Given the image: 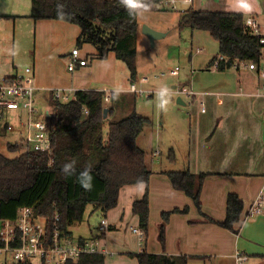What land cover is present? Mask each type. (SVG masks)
<instances>
[{"label":"crops","instance_id":"obj_1","mask_svg":"<svg viewBox=\"0 0 264 264\" xmlns=\"http://www.w3.org/2000/svg\"><path fill=\"white\" fill-rule=\"evenodd\" d=\"M179 1L178 6L181 7L175 11L181 12L180 18L189 8L196 11H229L241 13L245 19L253 17L264 26V0H248L252 5L250 13L241 9L239 0H192V3ZM0 6L7 9H0L1 16L8 14L11 12L9 6H12V0H0ZM51 21L60 25L68 23ZM157 30L164 32L159 28ZM183 30L181 32L187 33ZM1 32L0 24V84L5 79L14 77L18 72L12 74L8 70L9 67L5 66L7 59ZM67 32L70 33L69 30ZM76 34H79V31ZM167 34L165 32L164 37L161 38L166 39ZM198 36L200 37L196 34V37ZM194 37L193 32L191 38ZM144 38L147 36L139 33L136 43H142ZM169 47H171V50L170 48L168 50L169 56H174L172 51L178 49L180 51V46ZM67 50L66 55L62 57L64 60L58 63H52L50 58L48 62L45 59H34L32 63L34 84L37 87L35 96L38 101L43 102L52 97L51 91L55 88H65L75 92L112 90L111 93L120 89L124 93H131L129 89H117V86L114 89L107 87L106 84H112V81L109 82V76L113 74V70L105 74L101 81L94 75L95 71L92 76L89 61L86 66L70 72L68 62L72 51ZM196 51L192 50L189 57L192 79L189 77L184 79L181 75L173 76L176 77L177 83L166 87L169 92L165 98L167 104L163 107V119L170 115L171 109L175 107L174 104L182 107V109L176 108L177 112L189 111L190 133L188 132L186 137V152L184 154L180 149L182 154L179 155L174 151V161L162 158V154L157 150L153 151L151 157L146 152L149 158L147 163H150L151 159L153 171L149 180L151 205L149 231L143 248L139 246L137 235L131 232L132 228L136 227L135 224L139 223V219L136 215L133 219L130 218L133 204L143 197L144 190L141 186H124L120 192L118 206L106 214L101 212V220L108 218L110 221L111 231L107 236V242L110 249L116 253L114 256L106 257V264H139L136 254L143 251L196 257L188 264H237L236 256L240 253L247 255L255 264H264V213L249 221L244 219V214L250 205L260 194H264V93L259 78L254 73L235 72L230 69L214 73L213 70L216 69H211L210 66L217 55L203 54L204 49L199 47ZM107 56L118 60L114 52H109ZM138 64L140 62L137 61V66ZM208 68L212 73L206 72L210 71ZM140 70L139 65L137 76L133 80H137L141 74ZM142 76L138 80L142 84L148 83L149 78ZM114 84L118 85L116 82ZM183 88L192 90L195 94L189 96L175 93L176 90ZM146 90H153L158 95L161 89ZM198 97H201L200 101ZM50 108L51 105L45 112L47 116L52 114L49 112ZM203 108H205L204 112H202ZM171 148L175 150L174 143L171 144ZM187 170L195 174H207L200 196L202 212L191 197L173 187L167 176L168 172ZM230 193L237 194L244 202L242 220L235 226L238 233L209 221V219L216 222L225 221L227 198ZM184 208H188L187 213H173L170 216L166 226L165 246H162L158 239L159 225L163 222L162 213ZM129 221L134 225L129 226L127 230ZM100 224L89 233L88 238L82 237V239L99 236Z\"/></svg>","mask_w":264,"mask_h":264},{"label":"trees","instance_id":"obj_2","mask_svg":"<svg viewBox=\"0 0 264 264\" xmlns=\"http://www.w3.org/2000/svg\"><path fill=\"white\" fill-rule=\"evenodd\" d=\"M31 18L58 20L78 25L80 40L97 48L105 55L114 52L124 62L132 79L137 76V52L134 47L140 33V12L155 11L164 0H147L148 11L135 10L132 16L120 0H32ZM62 5L63 17L58 15ZM245 18L236 12H210L187 9L181 16L179 28L209 33L218 43L221 56L228 58L219 70L231 69L237 61H258V40L245 25ZM216 59V58H215ZM104 91L79 90L75 99L68 102L50 97L52 114L46 116L47 131L52 142L50 152H36L25 138L10 145L11 150L26 151L14 158L0 153V216L14 219L22 207H30L36 215L52 227L59 225L73 237L71 228L84 219L89 206L94 212L106 214L116 208L124 186L148 184L152 171L147 163V153L139 146L138 138L151 122L146 116L133 112L128 117L110 122L107 136L104 127L114 108L106 109ZM86 111L88 114L86 115ZM1 117V115H0ZM9 124L6 125L8 129ZM175 160L172 153L171 161ZM75 161L76 174H61L64 164ZM91 167L92 189L86 191L77 177L85 167ZM167 176L177 190L192 198L202 212L200 196L207 176L187 171L168 172ZM133 213L139 219L140 228L148 232L150 204L148 192L133 204ZM243 200L235 193L227 198L225 221L216 222L224 229L238 233L236 224L242 220ZM188 208L163 212L159 241L166 242V226L173 213H187ZM59 216L55 222V216ZM139 264H188L196 257L170 256L143 251L136 254ZM205 260V258H202ZM100 254L83 255L65 264H106ZM25 264V263H24Z\"/></svg>","mask_w":264,"mask_h":264},{"label":"rangeland","instance_id":"obj_3","mask_svg":"<svg viewBox=\"0 0 264 264\" xmlns=\"http://www.w3.org/2000/svg\"><path fill=\"white\" fill-rule=\"evenodd\" d=\"M165 2L162 4L160 3L155 11L139 13L138 21L140 24V33H143V27L148 25L155 30H157V28L162 29L164 34L165 32L168 33V37L166 39H157L154 46L148 37V39L144 38L142 43H136L135 41L134 47L138 54L137 61L140 62L138 66L140 65L141 67V74L137 77V80L132 79L129 69L124 62L116 60L114 57L112 58V56L108 58V53L103 55L93 45L81 41V28L78 25L72 23H62V25H60L51 20L35 21L32 19L30 17L32 13V0H12V6H9L12 15L11 12L3 14V16L0 14V24L2 25L1 33L4 38L2 44L7 59V64L5 66L9 67L8 70L11 71L12 74L17 71L20 73L26 68H32V63L35 58H39V60L45 59L46 62H48L50 58L52 63H58L64 60L62 57L66 55L67 49H71L70 51H72L74 47L79 49L82 57L87 59L90 62L89 64H91L92 76L95 71L94 75L101 81L105 74L113 70V74L109 76V82L112 81V84H106L107 87L114 89V87L117 86V89H129L131 92L124 93L119 89L118 98H114L116 92L110 93L111 100L106 101V108L113 107L115 111L108 116L104 127L105 136L109 133L110 122L122 120L133 112H136L139 115L148 117L151 121L138 138L139 146L147 152L150 157L153 151L157 150L162 154V158L171 161L174 151L177 154L179 153V155L182 154L180 149H182L184 154L186 152V137L188 136V132L190 133L189 111L185 113L177 112L175 111L176 108L182 109V107L173 103L175 107L173 109L170 108V115H167L166 118L163 119V108L158 107L161 103L160 96L157 95L155 91L146 89H162L172 86V84L174 85L177 83L176 77L180 75L184 77V79H188L186 77L192 79L193 75L191 73L189 57L191 51L193 50V52H195L198 47L204 49L203 54L206 53L209 56L217 55V57H219L221 54L219 43L208 33H198L199 31H192L191 29L183 30L187 32L185 34L181 32L179 28L181 12L173 11L169 7V4L167 5ZM178 5L179 3L176 5L177 8L181 7ZM0 9L7 10L4 6H0ZM4 16L9 17L6 18ZM10 16H12V18H10ZM67 30H69L70 33H68ZM78 31L79 34H76ZM193 32L195 35L194 39L191 38ZM196 34L200 35V37H196ZM173 45L180 46V51L179 49L172 51L174 56H169L168 50L169 48L171 50L169 46ZM59 68H61V66H59ZM174 68L180 70L179 76L173 77L169 74V71ZM210 68L212 69V66H210ZM210 68H208V70H210ZM230 70L237 71L234 67ZM210 71L206 72L212 73V71ZM220 71L219 69L213 70L214 73ZM142 75L149 78L148 83L142 84L138 80ZM115 82L118 85H115ZM259 83L260 86H262L263 80L259 79ZM132 85H136L139 90L151 92L152 96L147 98L145 95L132 92ZM153 96L155 97L152 98ZM165 98L166 96L164 99ZM200 98L201 97H198L199 101ZM74 99L75 91H71L68 99H61V101L68 102ZM46 101L43 100V103L36 98V107L42 114L50 107V98L46 99ZM175 102L177 103V100H175ZM49 112H52L51 108ZM26 115L25 111L2 110V118H0V153L9 158L17 157L26 151L25 147L18 151L10 149V145L21 142V137L17 131V118L19 116L25 118ZM7 124H11L13 129L7 130ZM172 143L176 146L175 150L171 148ZM147 160L149 162L148 157ZM148 165L150 170L153 171L151 159ZM136 185L143 188V197L145 193L148 192L150 204L149 183ZM101 214L102 213L98 211L94 212L93 207L89 206L83 221L71 228L73 237L76 239L82 237L88 238L90 236L89 233L100 224ZM130 218H134L133 209ZM162 224L163 222L159 225L158 239ZM131 225L134 224L129 221L127 230H129V226L131 227ZM135 226L140 227V223L135 224ZM134 253L136 254V252Z\"/></svg>","mask_w":264,"mask_h":264},{"label":"built area","instance_id":"obj_4","mask_svg":"<svg viewBox=\"0 0 264 264\" xmlns=\"http://www.w3.org/2000/svg\"><path fill=\"white\" fill-rule=\"evenodd\" d=\"M184 1L192 3V0ZM163 2L169 4L174 11L179 9L176 6L179 0H164ZM246 27L258 40L260 57L258 61H237L233 67L237 71L252 72L263 80L261 88L264 93V26L257 19L249 17L246 20ZM227 62V57L219 56L213 61L212 69L217 70L221 63ZM87 64L88 60L82 57L81 51L73 49L68 70L73 72L78 67H84ZM179 72L178 68H174L169 71V74L178 76ZM34 78V68L29 67L0 84V118H2V110L25 111L26 117L19 116L17 119L18 133L26 139L32 150L50 152L52 142L45 121L47 115L42 114L35 105L37 87L34 84ZM71 91L65 88H55L53 89L54 99H68ZM131 91L145 95L147 98L152 96L151 92L139 90L136 85L131 86ZM105 92L107 93L106 100H109V91ZM175 93L189 96L195 94L187 88L178 89ZM202 111L204 112L205 108ZM8 129H13L11 124ZM263 213L264 194H260L245 212L244 219L249 221ZM58 220L59 216L56 215L55 222ZM110 231V221L108 218H103L99 227V236L93 239H76L63 231L59 225L51 227L46 220L39 218L32 208L22 207L14 219L0 216V264H65L83 255L114 256L116 253L110 249L107 242ZM132 231L138 237L139 246L143 248L147 237L146 231L140 227H133ZM236 261L237 264H255L247 255L240 253L236 256Z\"/></svg>","mask_w":264,"mask_h":264},{"label":"clouds","instance_id":"obj_5","mask_svg":"<svg viewBox=\"0 0 264 264\" xmlns=\"http://www.w3.org/2000/svg\"><path fill=\"white\" fill-rule=\"evenodd\" d=\"M240 7L245 12H251L252 11V5L248 2V0H239ZM121 5L124 6L125 10L128 11L129 15L132 16L134 14L135 10H143L148 11L150 9V4L147 2V0H120ZM63 6L58 5V15L63 17L64 13L62 11ZM169 90L165 87L162 88L158 95L161 98V103L158 105V107L163 108L167 104V100L164 99L165 96H167ZM119 91L114 95V98H118ZM91 173V167L87 166L85 169L79 173L77 177V182L86 190L91 191L92 189V180L93 177L90 174ZM61 174L65 177H70L76 174V168H75V161H72L70 163H66L61 168Z\"/></svg>","mask_w":264,"mask_h":264},{"label":"water","instance_id":"obj_6","mask_svg":"<svg viewBox=\"0 0 264 264\" xmlns=\"http://www.w3.org/2000/svg\"><path fill=\"white\" fill-rule=\"evenodd\" d=\"M143 33L149 38V40L151 41L152 45L154 46L155 45V41L161 37H164L165 34L161 33V32H158L156 30H154L153 28H151L150 26L148 25H145L143 27ZM108 111L109 109L106 108L104 110V118H107L108 116ZM50 116V115H48Z\"/></svg>","mask_w":264,"mask_h":264},{"label":"bare ground","instance_id":"obj_7","mask_svg":"<svg viewBox=\"0 0 264 264\" xmlns=\"http://www.w3.org/2000/svg\"><path fill=\"white\" fill-rule=\"evenodd\" d=\"M247 20V19H246ZM246 20H245V25H246ZM259 22V21H258ZM73 51V50H72ZM72 55V54H71ZM70 61H71V59L69 60V62H68V65H69V63H70ZM78 68H80V67H78ZM77 68V69H78ZM76 69V70H77ZM71 72V71H70ZM74 72V71H73ZM107 91H109V94L111 93V91L110 90H107ZM105 92V91H104ZM36 93V92H35ZM70 93V92H69ZM106 93V92H105ZM106 95H107V93H106ZM51 96L53 97V99H54V96H53V90L51 91ZM110 99H111V96H110V98H109V100H106V98H105V100L106 101H110ZM54 100H57V99H54ZM61 100V99H60ZM35 105H36V99H35ZM147 234V233H146ZM146 242V241H145Z\"/></svg>","mask_w":264,"mask_h":264}]
</instances>
